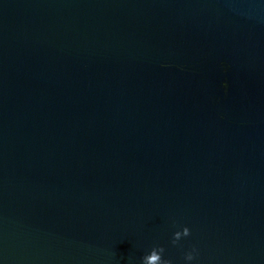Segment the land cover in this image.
<instances>
[{"label": "water", "instance_id": "95a60500", "mask_svg": "<svg viewBox=\"0 0 264 264\" xmlns=\"http://www.w3.org/2000/svg\"><path fill=\"white\" fill-rule=\"evenodd\" d=\"M157 245L264 264V0H0V264Z\"/></svg>", "mask_w": 264, "mask_h": 264}, {"label": "clouds", "instance_id": "9594fccd", "mask_svg": "<svg viewBox=\"0 0 264 264\" xmlns=\"http://www.w3.org/2000/svg\"><path fill=\"white\" fill-rule=\"evenodd\" d=\"M189 234V228L187 226H182L180 230L174 233L173 243L178 240L181 236H187ZM163 249L160 246L152 247L148 253L143 257L142 264H170V261L163 259L161 256ZM196 249L193 247L190 251L184 254L185 261H192L194 259V254Z\"/></svg>", "mask_w": 264, "mask_h": 264}]
</instances>
